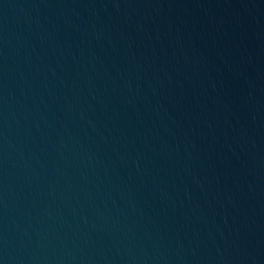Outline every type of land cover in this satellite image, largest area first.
Segmentation results:
<instances>
[{
	"label": "water",
	"instance_id": "1",
	"mask_svg": "<svg viewBox=\"0 0 264 264\" xmlns=\"http://www.w3.org/2000/svg\"><path fill=\"white\" fill-rule=\"evenodd\" d=\"M0 264H264V0H0Z\"/></svg>",
	"mask_w": 264,
	"mask_h": 264
}]
</instances>
